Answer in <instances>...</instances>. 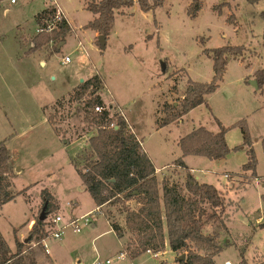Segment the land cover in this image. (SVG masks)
Returning a JSON list of instances; mask_svg holds the SVG:
<instances>
[{
  "label": "rangeland",
  "instance_id": "obj_1",
  "mask_svg": "<svg viewBox=\"0 0 264 264\" xmlns=\"http://www.w3.org/2000/svg\"><path fill=\"white\" fill-rule=\"evenodd\" d=\"M54 1L71 30L64 42H50L32 51V39L38 34L34 17L52 0L0 1V143L9 151V179L15 195L0 205V233L9 248L14 250L21 235L26 238V221H36L42 207L40 191L47 189L59 204L56 214L62 215V222L85 216L88 224L78 232L67 228L58 239H46L48 254L40 245L25 246V258L35 264H176L178 255L170 251L167 238L156 256L145 252L132 261L126 255L119 260L117 256L126 254L125 244L132 240L128 232L117 238L110 228L108 218L124 226L119 206L97 210L81 185L74 166L82 167L89 153L88 138L96 131L83 122L82 104L57 107L55 103L67 100L80 80L97 74L105 84L100 93L105 108L125 119L159 169V185L165 179L184 185L189 172L197 182L220 193L227 232L220 237L222 248L214 257L215 264H239V251L246 264L264 261V205L260 199L264 193V85L257 89L252 82L256 72L264 70V21L259 17L264 0L256 4L200 0L203 6L193 19L187 17L191 0H164L149 12L132 0V8L114 14L104 46L86 27L94 19L88 4L101 0ZM219 6L220 14L214 10ZM231 15L233 23L227 20ZM226 45L243 46L244 50L239 56H228L222 80L206 97V104L157 129L163 103L175 105L188 81L207 84L212 80L211 53L202 51ZM55 47H60L59 52H53ZM63 57L70 61L62 63ZM41 59L44 66L39 65ZM49 116L65 135H55L47 122ZM241 121L254 151L256 178L251 180L250 173L241 169L247 161L238 126ZM198 128L212 134L225 129L230 153L215 161L181 156L179 139ZM80 134L84 136L78 138ZM179 159L185 168L175 166ZM134 204L128 201L126 207ZM54 215L44 220L50 221ZM210 228L206 225L203 232Z\"/></svg>",
  "mask_w": 264,
  "mask_h": 264
},
{
  "label": "trees",
  "instance_id": "obj_2",
  "mask_svg": "<svg viewBox=\"0 0 264 264\" xmlns=\"http://www.w3.org/2000/svg\"><path fill=\"white\" fill-rule=\"evenodd\" d=\"M163 1L151 0V3H148L147 0H138L137 4L142 11L149 12L161 6ZM244 1L256 4L262 0ZM190 3L187 17L193 19L201 10L203 3L200 0H191ZM132 7V0H101L90 3L87 9L94 19L88 22L86 27L98 36L106 38L111 32L114 14L121 15L123 9ZM220 7L214 8L218 14ZM53 12L54 9L50 5L41 10L34 17L35 24L43 28L44 21L48 20ZM259 17L264 21V11ZM227 20L229 23L234 22L232 15ZM70 30V25L63 20L57 23L53 30L38 33L32 39L34 45L31 51L50 42L57 44L64 42ZM262 37L264 43V30ZM59 49L55 47L53 52H59ZM243 50V46L232 45L211 51L203 50L204 54L211 53L212 56V80L207 84L188 81L182 98L175 105L163 103L160 110L163 118L157 124V129L177 122L195 107L206 104V97L213 94L222 80L228 56H239ZM255 82L257 89H261L264 85V70L256 72ZM104 87L102 78L97 74L92 75L74 87L67 100H57L55 105L62 107L64 103L82 104L83 122L89 125L90 130L96 131L88 138L89 153L84 157L82 167L72 165L77 170L81 185L97 208L108 205L119 206L118 212L123 215L124 226L109 218L108 221L117 238H123L126 232L131 235L132 240L129 239L125 244L126 254L122 253L131 261L146 251L155 254L163 250L167 238L170 251L178 257L184 255L181 261L177 257L176 264H215L214 257L222 248L220 237L222 232H227L221 218L224 200L220 193L211 185L197 182L189 172L185 174L184 185L167 179L161 181L159 185L155 176V167L140 147V142L129 129L125 119L117 113L112 115L105 108L100 95ZM94 108L100 111L95 112ZM52 117L47 118L51 130L56 136L65 135V132H60L56 127ZM238 126L241 131V145L247 148V161L241 169L250 173V180L255 179L256 163L251 138L243 121ZM83 131L84 129L81 130ZM83 136L80 134L78 138ZM177 147L180 148L181 156H199L212 161L223 159L230 153V149L225 144V129L212 134L203 128H198L179 139ZM71 162L73 163L72 159ZM175 166L178 169L185 168L181 159L177 160ZM11 172L9 151L4 143H0V205L15 197L9 179ZM260 199L264 205V193ZM40 201L42 207L38 211L34 225L24 240H15L13 252L0 233V264H35L33 259L28 258L27 261L28 259L25 258L24 247L45 236V227L50 223L44 220L45 217H51L59 210L56 199L47 189L40 191ZM128 201L135 203L133 208L126 207ZM43 207H45L44 219L39 220ZM26 224L28 225L29 221ZM206 225H210L211 228L209 232L204 233L203 229ZM239 254L241 256L239 264H246L241 251ZM259 264H264V261Z\"/></svg>",
  "mask_w": 264,
  "mask_h": 264
},
{
  "label": "built area",
  "instance_id": "obj_3",
  "mask_svg": "<svg viewBox=\"0 0 264 264\" xmlns=\"http://www.w3.org/2000/svg\"><path fill=\"white\" fill-rule=\"evenodd\" d=\"M15 2V0H9L10 4H13ZM57 2L52 0L50 6L53 7L54 12L53 14L50 16V18L48 20L44 21V27L43 28H37V33H41V32H49L51 30H53L54 28H56L57 23L65 20L64 15L61 11V9L59 8V6H57L56 4ZM70 60L67 57H63L62 58V63H68ZM95 112H99L100 110L98 108H94ZM98 210V208H97ZM49 226L45 227V231L46 234L43 238H41L39 241L37 242H32L30 244L31 247L40 245L41 248L43 249L45 254H48V249L46 246V239L48 238H52V239H58L64 232L65 229L67 228H71L74 232H78L81 226H86L88 224L87 219L85 218V216L80 217V218H68V220H66V222H62V215L60 214H56L54 215L53 218L50 219ZM35 244V245H34ZM149 253V251H146ZM153 256H156V254H152ZM118 259L123 261L125 259L124 254H119ZM106 264H109V261L105 262ZM225 264H228L227 262Z\"/></svg>",
  "mask_w": 264,
  "mask_h": 264
},
{
  "label": "crops",
  "instance_id": "obj_4",
  "mask_svg": "<svg viewBox=\"0 0 264 264\" xmlns=\"http://www.w3.org/2000/svg\"><path fill=\"white\" fill-rule=\"evenodd\" d=\"M0 1H2V0H0ZM57 4V3H56ZM57 6H59L58 4H57ZM59 8L61 9V6H59ZM61 11H62V13H63V10L61 9ZM5 12H6V10H5ZM63 15H64V18H65V21L67 22V24H69V21L67 20V18H66V16H65V14L63 13ZM70 25V27H71V24H69ZM94 35L95 36H98L95 32H94ZM63 44V43H62ZM34 53H36V52H34ZM42 60V59H41ZM39 65H41V66H44L45 65V62L42 60V61H40L39 60ZM89 78V77H88ZM74 88V87H73ZM72 88V89H73ZM101 98H102V96H101ZM103 99V98H102ZM187 157H189V156H187ZM199 157V156H198ZM151 160V159H150ZM151 162H152V164H153V166H154V163H153V161L151 160ZM155 167V176H156V178H157V175H158V173H159V169L156 167V166H154ZM190 171H192V174H193V170L192 169H190ZM197 181V180H196ZM84 189V188H83ZM53 197L55 198V196L53 195ZM56 199V198H55ZM57 202V201H56ZM59 205V204H58ZM95 208L97 209V207L95 206ZM99 209V208H98ZM59 210H60V207H59ZM29 221V224L27 225V227H26V234L28 233V231L30 230V223L31 222H34V220L33 219H29L28 220ZM27 222V221H26ZM109 222V221H108ZM25 239V236H20L17 240L18 241H22V240H24ZM11 250V249H10ZM12 252L14 251V250H11ZM227 261H225L224 263H226ZM228 264H230L229 262H227Z\"/></svg>",
  "mask_w": 264,
  "mask_h": 264
},
{
  "label": "water",
  "instance_id": "obj_5",
  "mask_svg": "<svg viewBox=\"0 0 264 264\" xmlns=\"http://www.w3.org/2000/svg\"><path fill=\"white\" fill-rule=\"evenodd\" d=\"M97 38H98V41H99V43L102 45V46H104V43H105V41H104V38L105 37H103V36H97ZM60 48V47H59ZM83 82V80H80V83H82ZM255 85H256V82L255 81H252ZM256 88H257V86H256ZM112 181V180H111ZM44 208L45 207H43V209H42V211L40 212V214H39V220H43L44 219ZM182 259H184V255H181L180 257H178V260H182Z\"/></svg>",
  "mask_w": 264,
  "mask_h": 264
}]
</instances>
